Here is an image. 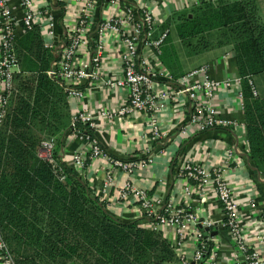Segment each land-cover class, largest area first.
<instances>
[{
	"label": "trees",
	"instance_id": "16d2710c",
	"mask_svg": "<svg viewBox=\"0 0 264 264\" xmlns=\"http://www.w3.org/2000/svg\"><path fill=\"white\" fill-rule=\"evenodd\" d=\"M172 21L189 55L232 49L242 79L248 154L264 173V98L254 97L248 84V78L264 77V22L256 1L197 0ZM171 42L167 36L160 62L176 80L181 77L177 62L165 51ZM13 47L18 73L0 129V233L14 263H174L173 247L161 233L142 227V220L124 223L110 215L106 203L61 157L71 108L60 81L46 75L58 56L44 46L39 29L23 30ZM76 129L77 137L94 138L87 124ZM49 140L56 142L54 163L38 157L41 143Z\"/></svg>",
	"mask_w": 264,
	"mask_h": 264
},
{
	"label": "built area",
	"instance_id": "2783aa9c",
	"mask_svg": "<svg viewBox=\"0 0 264 264\" xmlns=\"http://www.w3.org/2000/svg\"><path fill=\"white\" fill-rule=\"evenodd\" d=\"M116 1L110 0L114 11L101 21L95 36L90 37L97 0H82L80 12L71 27H68L63 43L55 51L58 60L52 63L46 72L49 78L60 81L71 108L70 134L66 140L76 141L79 146L69 157L68 166L80 177L84 176L90 164L97 161L113 167L112 174L107 176L101 190L94 194L102 202H106L113 185L116 176L113 173L123 172L127 179L120 187L117 198L125 204L139 205L142 227L159 232L166 238H175L173 250L179 258V264H216L218 254L213 243L214 238L197 227H211L217 224L226 230L234 243L235 264H264V257L245 237L239 217V206L227 182V173L232 169L229 164L233 158L232 152H226L223 161L213 168L191 160H186L178 168V177L183 178L186 183H197L201 188L211 187L221 206V220L218 223H201L196 213L185 209L188 207L183 209L172 204L165 205L159 197L149 196L145 190L130 183L129 177L138 169L146 168L154 159L152 155L140 163L113 161L103 153L95 137L89 138L85 133L77 137L78 123L87 124L91 130L95 127L94 117L83 108L85 94L80 90V85L85 80H100L110 94L121 91L125 95L126 100L120 109L104 111L101 117L113 119L115 114H146L149 144L164 138L161 117L167 113L172 101L180 99L181 96L188 99L190 107L189 124L188 128L182 131L183 136L192 131L202 133L218 128L237 131L244 129V125L221 117L214 104V98L219 91L230 90L239 84V80H215L205 67L173 79L160 62L167 32L154 37L158 31L157 21L148 10L142 11L138 17L128 13L126 18H122L115 12ZM19 7L21 18H16L8 7V0H0V129L14 91V77L18 73L13 41L19 30L39 29L45 47L54 50L52 40L56 20L52 13L47 9H36L35 0H20ZM107 38L113 40L111 45L106 42ZM87 51H92L88 69L80 62ZM114 52L118 54L119 62L117 77H104L102 71L107 67L106 64L110 62V56ZM236 94L240 99V94ZM72 105L76 106L72 108ZM55 147V140L43 141L38 150V157L54 163ZM147 152L149 153L148 149ZM185 192L186 196H190L188 189ZM189 237L192 238L193 250L191 253L183 252L185 241ZM0 264H15L1 233Z\"/></svg>",
	"mask_w": 264,
	"mask_h": 264
},
{
	"label": "crops",
	"instance_id": "0c3cea01",
	"mask_svg": "<svg viewBox=\"0 0 264 264\" xmlns=\"http://www.w3.org/2000/svg\"><path fill=\"white\" fill-rule=\"evenodd\" d=\"M255 1L260 19L264 22V0ZM116 2L115 12L122 18H126L128 13L130 16L138 17L145 10L152 13L158 26L154 37L157 38L159 34L167 32V36L171 38L172 42L165 45V51L167 55L169 51L177 62L175 65L177 76L182 77L192 70L205 67L215 80L221 81L226 78L239 80V84L234 85L230 90L219 91L214 98V104L221 117L244 125L242 79L238 74L232 49L222 47L197 55H189L176 38L172 19L178 13L196 5L197 0H117ZM19 3L20 0H8V7L16 18H21ZM81 7L82 0H35L36 9H47L56 20L52 40L54 51H57L63 43L66 31L73 24ZM113 11L110 0H97L90 37L95 36L101 21L109 17ZM22 33L23 30H19L18 35ZM107 39L106 42L111 45L113 40ZM91 54L92 51H87L80 59L87 69ZM109 61L102 75L115 78L119 70L118 54L112 53ZM248 84L254 97L264 98V90L261 89L262 86L264 88L262 75L248 78ZM80 90L85 94L83 108L94 117L93 135L109 159L140 163L147 160L150 155L154 157L146 168L138 169L129 177L130 183L145 190L149 196L159 197L165 205L172 204L183 209L188 207L185 209L196 213L201 223H218L221 220V206L211 187L201 188L197 183H186L183 178L178 177V168L186 160L213 168L223 161L226 152H232L233 158L229 163L232 169L227 173V182L239 206V217L245 237L264 257V173L258 171L249 157L244 129L238 131L212 129L202 133L192 131L183 136L182 131L188 128L189 124L190 107L188 99L181 96L180 99L172 101L167 113L161 117L164 138L149 144L146 114L130 113L125 116L115 114L113 119L101 117L104 111L120 109L126 100L123 92L110 94L100 80H85L81 83ZM236 92L240 94V99L237 98ZM75 106L72 105V108ZM64 141L65 149H61L60 155L68 162L79 143L68 142L66 139ZM112 168L107 163L97 161L85 170L82 178L88 183L93 194L101 190L107 176L112 174ZM113 174L116 176L105 202L107 212L124 223L142 220L139 205L125 204L117 198L119 189L125 183L127 176L120 171H115ZM186 189L189 190L190 196H186ZM197 228L214 238L213 243L218 254L216 264H235L236 248L225 229L218 224ZM161 235L173 247L175 238L173 236L166 238L163 234ZM191 239L189 237L185 241L183 252L191 253L193 250ZM175 257L176 261L170 264H179L176 254Z\"/></svg>",
	"mask_w": 264,
	"mask_h": 264
},
{
	"label": "water",
	"instance_id": "95a60500",
	"mask_svg": "<svg viewBox=\"0 0 264 264\" xmlns=\"http://www.w3.org/2000/svg\"><path fill=\"white\" fill-rule=\"evenodd\" d=\"M214 235V234H213ZM241 264H245L244 262H241Z\"/></svg>",
	"mask_w": 264,
	"mask_h": 264
},
{
	"label": "rangeland",
	"instance_id": "374dc122",
	"mask_svg": "<svg viewBox=\"0 0 264 264\" xmlns=\"http://www.w3.org/2000/svg\"><path fill=\"white\" fill-rule=\"evenodd\" d=\"M262 90H264V88H263V86H262V88H261Z\"/></svg>",
	"mask_w": 264,
	"mask_h": 264
}]
</instances>
